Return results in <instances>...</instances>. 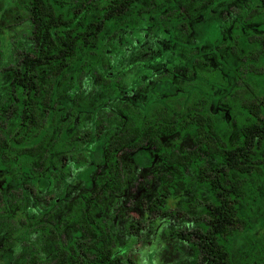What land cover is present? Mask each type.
<instances>
[{"label":"trees","instance_id":"1","mask_svg":"<svg viewBox=\"0 0 264 264\" xmlns=\"http://www.w3.org/2000/svg\"><path fill=\"white\" fill-rule=\"evenodd\" d=\"M229 1L222 0V3ZM180 2L185 9L208 12L215 8L217 0H206L202 7L200 0ZM254 2L259 4L260 14L264 16V0ZM3 3L6 8L29 13L27 19L32 25V38L16 53L9 46L11 26L6 20L0 23V75L15 74L13 111L17 116L12 125L5 116L0 120V168L14 172V186L19 188H16L14 197L11 194L12 199L23 203L30 198H41L44 193L37 192L34 183L22 177V173L30 174L34 168L39 169L41 163L48 164L49 157L55 164L56 138L65 131L60 127L52 134L56 125L53 118L45 127H39V109L52 105L59 89L64 104L72 105L70 90L74 88L77 76L81 82L77 95L79 108L88 109L91 105L95 108V145L102 158L105 152L101 141L108 138L104 136L108 129L105 122L111 123L114 119L104 109L105 99L118 77V71L104 70L103 67L113 59L115 62L109 61L110 64H119L117 61L123 54L126 40L120 39L122 27L128 26L134 34L135 25L148 19L147 11L179 7L167 6L168 0H77L76 3L74 0H4ZM190 14L198 41L218 40V24L221 22L218 14L207 13L205 25L196 20L194 13ZM173 18L183 20L180 16ZM223 37L227 41L229 34L225 32ZM128 41L134 40L128 38ZM245 46L240 44L237 49L243 48L248 54L246 62L231 56L228 62L231 67L234 63L242 67L240 75L244 81L235 82L231 79V72L229 79L225 76L222 79L225 88L221 93L222 100L227 104L231 120L228 121L223 112L215 120L207 111L197 115L195 121H188L184 112L171 122L169 116L160 117V131L165 130L162 125L170 122L173 124L171 131L190 132L196 138V146L175 151L166 149L155 139L165 169L158 174L160 185L154 198L146 203L145 214L126 223L128 241L118 245L117 230L110 219L104 217L103 207L96 202L92 204L90 195H85L76 201L67 215L78 223L77 243L63 238L61 229L48 220H37L30 226L25 219L17 224L14 216L3 217V231L17 229L19 234H44L52 244V256L46 261H40L38 254H32L20 264H135L130 257L131 250L142 235V225L156 215L169 214L172 217L175 210L190 216L192 230L184 234L182 228L185 226L181 230L179 226H172L165 234L169 239L180 238L194 248V264H264V36L257 40L255 49ZM249 74L254 76L258 88L249 83ZM91 89L94 92L89 98L87 93ZM9 96L3 93V99ZM234 114L240 120H234ZM141 134L142 140L152 137L151 130L146 128ZM125 141L127 138L121 135L111 140L116 149ZM65 146L63 143V148ZM66 148L69 150L71 145ZM202 149H208L217 160L204 161ZM105 163L108 167L102 169L103 176L98 177L100 184L106 183L98 195L100 197L108 196V191L114 185L120 187L123 180L119 161L112 156L108 162H98L101 166ZM90 169L91 166L86 170L90 172ZM192 181L197 188L196 196L190 202L193 206L185 207L187 201L182 196ZM22 184L27 188L20 187ZM36 185L44 192L45 182ZM199 187L206 190L204 196ZM172 200L185 203L183 207L173 209ZM190 208L192 211L189 212ZM194 235L196 237L190 239Z\"/></svg>","mask_w":264,"mask_h":264},{"label":"flooded vegetation","instance_id":"2","mask_svg":"<svg viewBox=\"0 0 264 264\" xmlns=\"http://www.w3.org/2000/svg\"><path fill=\"white\" fill-rule=\"evenodd\" d=\"M200 1V7L205 5L206 0ZM74 2L76 3L77 0ZM167 6H177L179 9L147 11L148 19L135 25L134 34L128 26L122 27L120 39L126 40L123 54L117 61L119 64H110L109 61L115 62L113 59L108 60V64L103 67L104 70L118 71V77L105 99L104 109L110 113V118L114 119L111 123L105 122L108 129L104 136L108 138L101 141L103 143L101 147L105 152L102 158L95 145L96 134L93 125L95 108L93 105L88 109L79 108L77 95L81 82L77 80V76H75V86L70 90L72 105L64 104L62 91L59 89L55 93L52 105L39 109L41 114L39 127H45L48 120L53 118L56 125L52 134L60 127H64L65 131L56 138L55 144L58 150L54 152L55 164L51 163L49 157L48 164L41 163L39 169L34 168L30 174L22 173V177L34 183L33 188L37 192L44 194L41 198H30L21 203L26 209L17 217L14 216L17 224H20L22 219H25L30 226L35 225L37 220H48L53 226L61 229L63 238L77 243L78 223L70 220L67 215L73 210L79 198L90 195L92 204L96 202L104 208L102 211L104 217L110 219L114 227L118 224L116 220L118 210L124 206V196L132 192L133 185L137 186L139 191L143 189L141 181L147 176L143 173H153L155 179L151 187L154 193H157L160 185L158 174L165 168L155 139L161 141L166 149L175 151L190 150L196 146V138L190 132L185 131L181 134L179 131H171L173 124L170 122L174 121L175 116L180 118L184 112L188 121H195L197 115L202 112L206 114L207 111L215 120H218V114L221 112L225 113L228 121L232 119L227 104L222 100L221 93L225 89L222 79L224 76L228 78L231 72V79L235 82L244 81L243 75H240L242 67L235 66L236 63L231 67L227 62L230 56L246 62L248 54L243 48L238 51L239 45H247L253 50L256 48L257 40L264 36V16L260 14L259 4L254 0H230L225 4L222 0H217L215 8H210L208 12L201 9H185L180 0H168ZM190 13H194L196 20L204 22V25L207 13L218 14V19L221 20L218 24V40L210 39L209 43L198 41V32L192 23ZM19 14H15L14 18H19ZM28 14H24L23 29L17 30L19 27L15 24L9 29V46L12 52L18 53L17 50L20 52L21 46L26 45L32 38V25H29ZM173 16H180L183 20L179 21ZM225 32L229 34L227 41H224L223 37ZM128 38L134 41H128ZM13 78H15L14 73L0 75V120L5 116L11 125L17 121L13 111ZM248 81L249 83L255 81L252 74L248 75ZM91 90V92L85 90L89 98L92 97L90 93L94 92L93 89ZM5 92L10 95L8 99H3ZM161 116H169L170 119L168 125H162L165 129L163 131L159 129ZM144 128L151 130L152 137L147 136L142 140L141 132ZM116 135L127 138L118 149L113 147L111 142ZM63 143H66L64 148ZM68 144L71 145L69 150L66 148ZM201 152L204 161L217 160L215 155H210L208 149H202ZM112 156L114 160L119 161L123 180L120 187L114 185L113 189L108 191V196L100 197L98 195L106 183L100 184L98 177L103 176L102 169H107L108 166L106 163L101 166L98 162H108ZM79 161L84 163L78 164ZM89 166H91L90 172L86 170ZM0 172L4 173V187L8 189L9 196L7 198L12 199L16 188H19L14 186V172L6 168H0ZM41 181L45 182L44 192L36 185ZM20 187L27 188L24 184ZM69 190L76 191L74 200L59 218L52 219L49 215L57 210L58 203L66 198ZM135 192L139 193L137 190ZM50 193L57 195L53 197ZM53 201H56L55 204H52ZM47 207L50 208L49 211ZM22 215L25 217L23 218ZM5 237L3 235V238ZM10 238L29 251L22 254L19 252L21 249L18 248L14 251L15 261L11 263L5 260L8 256L1 255L6 264H20L27 261L32 254H38L40 261L48 259L41 258L40 247L34 243V241L48 242L44 234H19L16 238L14 236ZM28 240L34 241L29 244ZM49 245L52 249V244ZM51 256L52 250L48 257Z\"/></svg>","mask_w":264,"mask_h":264},{"label":"rangeland","instance_id":"3","mask_svg":"<svg viewBox=\"0 0 264 264\" xmlns=\"http://www.w3.org/2000/svg\"><path fill=\"white\" fill-rule=\"evenodd\" d=\"M3 2L4 0H0V23H3V21L6 20L9 23V26L15 24L19 27L17 30L23 29L25 27V12H18V10L10 7L6 8ZM17 13H20V17L14 18L15 14ZM228 64L229 63L227 62V65ZM250 83L252 87L258 88L256 81H252ZM234 112H236V110H234ZM238 119H236V114H234V120ZM144 174H147V176H144L143 180L141 181L143 189L139 191V188L133 185L132 192L124 196V206L118 210V216L116 219L118 224H115L114 227L117 230L116 235L119 246H121L125 241H128V237L126 236L128 234L126 226L127 221L143 216L145 214L144 208L146 203L152 200L156 194L154 193V189L151 187L152 181L155 179L153 173L147 172L143 173V175ZM3 176L4 173L0 172V185L2 186L0 187V264H6L1 255L8 256V258H5V260L7 263H11L12 261H15L14 251H16L18 248L21 249L19 252L22 254L29 251L26 247H22V245L18 242L14 243L10 238L11 236L16 238L19 235V231H17V229L8 232L2 230L3 224L1 221L5 215L17 217L26 209L24 208V204H21L20 201L6 198V196H9L8 189L4 187L5 184L3 181ZM194 183L195 182L192 181L191 187L186 189L184 195L182 196L184 201H187V205L185 207H191L192 203L190 202L194 196H196L197 191L195 190H197V188L195 189ZM136 190L139 193H136ZM199 191L201 192L202 196L206 194V190L201 187H199ZM74 193H76V191L74 192L69 190L66 198H63V201L58 203L57 210H55L51 216L49 215V217L52 219L59 218L61 213H64L70 206V203H72L71 201L74 200ZM52 195L53 197H56L57 193H53ZM122 198L123 197H121V199ZM184 203L179 200H172L171 205L173 209H176L183 207L182 204ZM194 208L197 209L195 204ZM175 211L176 213L173 214L172 217L169 214L166 216L156 215V217L146 221L144 225H142V235L131 250L130 257L134 260L135 264H194L196 260L194 248L186 241L180 240V238L169 239L165 234L166 230L172 226H179L180 230L183 226H185V228H182V230L185 229V231H183L184 234H186V232H191L192 230L190 226L193 221L189 218L190 216L183 213L182 211ZM190 211H192L191 208L189 209V212ZM3 235H5L7 239L3 238ZM195 237V235L191 236L190 239ZM33 241L34 240H28L27 242L31 244ZM34 243L40 247V253L42 256L41 258H50L48 256L51 253V248L49 247L50 245L48 242H40V244L39 242L34 241Z\"/></svg>","mask_w":264,"mask_h":264}]
</instances>
